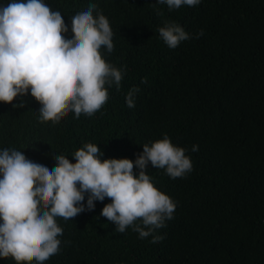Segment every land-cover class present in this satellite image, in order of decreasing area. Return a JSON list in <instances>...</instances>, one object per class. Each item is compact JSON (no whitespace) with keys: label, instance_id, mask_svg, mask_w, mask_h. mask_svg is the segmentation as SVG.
Wrapping results in <instances>:
<instances>
[{"label":"trees","instance_id":"16d2710c","mask_svg":"<svg viewBox=\"0 0 264 264\" xmlns=\"http://www.w3.org/2000/svg\"><path fill=\"white\" fill-rule=\"evenodd\" d=\"M89 2L45 0L64 13L65 33L72 31L71 13ZM91 2L93 15H105L113 31L112 52L100 53L123 71L119 89L113 84L97 112L78 118L69 111L38 119L39 102L30 94L0 102V148L51 167L52 154L74 161L86 142L97 143L102 158L134 160L143 144L167 135L193 167L177 178L146 168L176 203L152 234L162 239L140 238L131 226L116 232L100 215L110 202L105 197L93 210L56 218L60 250L43 264H264V0H201L172 10L156 0ZM166 22L181 25L189 39L169 48L158 32ZM134 86L130 108L125 97ZM20 100L23 106L13 107ZM0 264L35 262L9 252Z\"/></svg>","mask_w":264,"mask_h":264},{"label":"clouds","instance_id":"9594fccd","mask_svg":"<svg viewBox=\"0 0 264 264\" xmlns=\"http://www.w3.org/2000/svg\"><path fill=\"white\" fill-rule=\"evenodd\" d=\"M200 2L156 0L169 10ZM95 8L90 0L74 10L72 31L65 33L64 13L50 9L45 0L0 4V102L30 94L39 102L38 119L57 120L69 111L77 118L97 112L108 99V88L115 84L119 89L123 71L102 58L101 47L109 53L114 48L113 31L105 15L99 11L93 15ZM158 32L169 48L189 39L175 22H166ZM138 91L134 86L126 94L128 107L135 106ZM23 103L20 100L13 107ZM185 151L164 135L143 144L134 160L102 158L97 143L86 142L71 155L74 161L52 154L56 162L50 167L21 150L0 148V259L10 252L17 260L43 264L60 250L62 228L56 218L68 220L93 210L94 202L105 197L110 202L100 215L113 222L116 232L131 226L140 238L152 235L172 218L176 203L154 186L146 168L150 163L171 178L182 177L193 167ZM138 219L140 223H135ZM160 239L152 235L153 243Z\"/></svg>","mask_w":264,"mask_h":264}]
</instances>
